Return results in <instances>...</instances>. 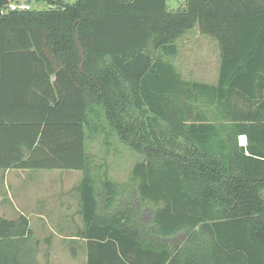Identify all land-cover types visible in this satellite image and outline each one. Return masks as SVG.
I'll list each match as a JSON object with an SVG mask.
<instances>
[{
    "label": "trees",
    "instance_id": "16d2710c",
    "mask_svg": "<svg viewBox=\"0 0 264 264\" xmlns=\"http://www.w3.org/2000/svg\"><path fill=\"white\" fill-rule=\"evenodd\" d=\"M13 1L27 0H0V168L84 171L85 264H264V0ZM194 26L218 45L215 83L173 63ZM101 132L143 155L125 183L89 163ZM32 234L0 216V264H35Z\"/></svg>",
    "mask_w": 264,
    "mask_h": 264
},
{
    "label": "rangeland",
    "instance_id": "374dc122",
    "mask_svg": "<svg viewBox=\"0 0 264 264\" xmlns=\"http://www.w3.org/2000/svg\"><path fill=\"white\" fill-rule=\"evenodd\" d=\"M184 2L166 0L169 9H176ZM30 3L36 8L47 6L42 0H30ZM194 48L197 54L194 61L189 62L190 67L196 70L195 75L200 80L210 82L215 75V64L208 59L202 60L199 44ZM86 151L90 165L116 183L128 181L133 165L143 159L142 154L122 143L115 133L108 136L103 132L88 135ZM19 172L21 175L9 176V180L5 178L4 182L0 177V216L15 219L23 212L28 218L36 242V245H31L35 249V264H85L84 240L77 236L82 228L78 186L84 171L26 169ZM7 183L6 188L4 185ZM260 195L264 199V189Z\"/></svg>",
    "mask_w": 264,
    "mask_h": 264
},
{
    "label": "crops",
    "instance_id": "0c3cea01",
    "mask_svg": "<svg viewBox=\"0 0 264 264\" xmlns=\"http://www.w3.org/2000/svg\"><path fill=\"white\" fill-rule=\"evenodd\" d=\"M29 2V0H27ZM203 34H200L197 26H194L192 29L187 30L184 32L180 37H178L175 41L176 44V53L173 56V63L176 67V70L180 74L181 78L185 81H199V82H206V83H215L217 81L218 77V69H219V63H220V56H219V49L216 41L213 39L207 37L202 38ZM201 41H204V45H201ZM199 44V53L203 55L202 60H209L210 62L214 63V69H215V75L214 78L211 79L210 82L200 80L195 75V71L193 67H190L189 62H193V58L196 56L197 51L194 48ZM204 62V61H203ZM21 168H0V177L2 182H4V179L6 178L9 180V176L11 178L21 175ZM32 170H40V169H29ZM17 180V178L15 179ZM15 182V181H14ZM4 187H8L7 185H4ZM10 196V195H9ZM37 196V195H34ZM1 199V197H0ZM23 212H20L19 215H21ZM38 214V213H37ZM24 215V214H23ZM28 219V218H27Z\"/></svg>",
    "mask_w": 264,
    "mask_h": 264
},
{
    "label": "built area",
    "instance_id": "2783aa9c",
    "mask_svg": "<svg viewBox=\"0 0 264 264\" xmlns=\"http://www.w3.org/2000/svg\"><path fill=\"white\" fill-rule=\"evenodd\" d=\"M7 9H9V10H28V9H30V4L28 1H26V2L25 1H13L7 5ZM4 11H5V9H3L1 11V13H3ZM238 141H239L240 145H245L246 144L245 136L240 135L238 138Z\"/></svg>",
    "mask_w": 264,
    "mask_h": 264
},
{
    "label": "water",
    "instance_id": "95a60500",
    "mask_svg": "<svg viewBox=\"0 0 264 264\" xmlns=\"http://www.w3.org/2000/svg\"><path fill=\"white\" fill-rule=\"evenodd\" d=\"M77 46H78V49H79V53H80V55L83 57V52H82V49H81L80 44L77 43ZM80 68H82V63L80 64Z\"/></svg>",
    "mask_w": 264,
    "mask_h": 264
}]
</instances>
